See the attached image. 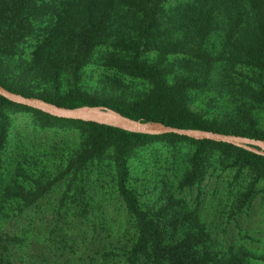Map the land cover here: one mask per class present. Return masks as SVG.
<instances>
[{
  "label": "trees",
  "instance_id": "trees-1",
  "mask_svg": "<svg viewBox=\"0 0 264 264\" xmlns=\"http://www.w3.org/2000/svg\"><path fill=\"white\" fill-rule=\"evenodd\" d=\"M99 62L150 88L127 104L27 93L7 76L46 63L54 82ZM224 77L261 86L264 99V0H0V85L12 92L264 141L183 106L188 91ZM13 108L38 115L18 129ZM263 179L264 156L242 147L59 118L0 96V264H264L202 218L216 207L237 221Z\"/></svg>",
  "mask_w": 264,
  "mask_h": 264
},
{
  "label": "rangeland",
  "instance_id": "rangeland-1",
  "mask_svg": "<svg viewBox=\"0 0 264 264\" xmlns=\"http://www.w3.org/2000/svg\"><path fill=\"white\" fill-rule=\"evenodd\" d=\"M47 64L38 65L35 72L23 77V72L8 75V80L17 83V87L27 93H38L58 98H64L70 94L78 93L84 98L99 99L102 101L135 103L144 97L149 84L141 79L130 76L118 75L113 69L108 68L103 62L97 65L87 64L78 68L74 78H60L52 82L48 77L45 79ZM188 91L182 99L183 106L209 119L216 124L233 123L242 130L254 128L255 131L264 134V99L262 98L261 86L247 85L238 79H216L206 87ZM12 123L18 129L25 124L31 111L24 109H11ZM219 170V169H218ZM217 170V171H218ZM213 168H211V172ZM233 169L230 173H233ZM220 181L225 178H219ZM216 180L212 177L207 185L212 188ZM264 179L259 183L258 193L251 200L249 209L242 213L237 221H228L223 211L215 213L216 207L205 211L202 218H208L213 229L218 231V237L230 240L232 243H244L255 253H264ZM210 197H208L209 199ZM208 201V200H207ZM217 198L212 197L210 205H217ZM212 220V221H211Z\"/></svg>",
  "mask_w": 264,
  "mask_h": 264
},
{
  "label": "water",
  "instance_id": "water-1",
  "mask_svg": "<svg viewBox=\"0 0 264 264\" xmlns=\"http://www.w3.org/2000/svg\"><path fill=\"white\" fill-rule=\"evenodd\" d=\"M0 96L11 102L34 108L59 118L94 121L134 133L149 135L173 133L192 139H205L215 142L228 143L264 156V141L245 136L223 134L207 130L179 128L165 125L161 122H142L140 120L123 116L105 106L85 105L75 108L57 106L37 97H27L22 94L12 92L1 85Z\"/></svg>",
  "mask_w": 264,
  "mask_h": 264
}]
</instances>
